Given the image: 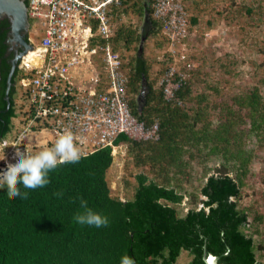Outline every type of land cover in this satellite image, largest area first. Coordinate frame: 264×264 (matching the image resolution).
Masks as SVG:
<instances>
[{
    "label": "trees",
    "instance_id": "1",
    "mask_svg": "<svg viewBox=\"0 0 264 264\" xmlns=\"http://www.w3.org/2000/svg\"><path fill=\"white\" fill-rule=\"evenodd\" d=\"M131 2L137 6V0H118L110 11L126 12ZM138 7L144 17L143 31L147 35L156 32L160 25L152 17L148 0ZM8 25L6 18L0 22V141L8 137L17 115L16 84L22 76L16 65L8 103L5 92L12 53L5 55L3 43ZM136 40V31L118 28L112 41L119 49ZM123 67L128 74L131 111L146 126L157 121L158 139L135 141L120 134L114 144L128 142L136 164L149 166L155 176L138 172L129 198L111 195L106 172L113 155L106 146L81 155L78 162L58 164L48 173L50 183L45 187L18 185L22 193H28L27 199H9L7 188H0V264H121L124 255L132 257L135 264H175L182 251L190 256L189 264H205V252L218 256L222 264H264L256 257V248L262 250V245L256 247L252 234L246 231L249 214L238 203L252 160L244 138H264V101L258 89L235 96L232 105H223L213 123L201 107L205 95L190 109L166 101L162 85L155 88L149 81L142 54H136ZM142 78L146 81L144 100L135 105L129 96L139 92ZM190 92L186 81L176 95L184 101ZM243 116L248 128L243 126ZM210 159L218 160V165L196 191L187 193L193 206L179 214L175 205L185 198L181 181L187 168L193 160L205 164ZM81 198L107 217V226L75 223ZM261 256L264 258V251Z\"/></svg>",
    "mask_w": 264,
    "mask_h": 264
},
{
    "label": "rangeland",
    "instance_id": "2",
    "mask_svg": "<svg viewBox=\"0 0 264 264\" xmlns=\"http://www.w3.org/2000/svg\"><path fill=\"white\" fill-rule=\"evenodd\" d=\"M144 1L147 0H137V6H132L131 2L126 12L120 9L109 10L110 14L108 12L114 34L118 28H122L136 31L139 35V40L131 45L116 49L123 63L137 54L140 36L146 32L143 31L144 17L137 11L139 4ZM152 1L148 0L150 7ZM180 1L188 18L186 30L182 34L171 39L161 26L150 35L144 34L142 56L148 64V79L154 87L161 86L165 72L171 67L176 74L183 73L191 92L190 98L182 100L179 105L190 109L197 105L201 95H205L201 107L213 123L220 117L223 105H232L235 96L248 93L254 87L264 101V0ZM173 49L175 52L171 51ZM140 91L141 88L138 93L129 96L135 100V105L143 103L142 97L138 100ZM15 101L17 118L12 121L20 128V119L27 106L25 100L17 94ZM234 108L238 109L235 105ZM243 120V126L248 128L247 118L243 116ZM261 135L264 137V130ZM44 139L46 136L37 129L33 133L21 135L14 146L13 135L9 134L5 144L0 143V167L5 166L6 169L8 163H16L17 150L34 153L49 147ZM244 141L246 148L252 152V160L243 179L238 203L249 214L250 226L246 231L252 234L256 247L262 245V250L256 248V257L264 263L261 256L264 251V138L251 135L245 137ZM112 155L113 162L106 172V179L113 196L129 198L136 185L134 176L138 172L155 176V170L149 166L136 164L137 158L131 153L126 141L118 144ZM217 165L218 160L215 159L207 160L205 164L198 160L191 161L181 181V191L185 193V198L181 204L175 205L179 214L193 206L187 193L196 191ZM189 260L188 253L182 251L175 264H189Z\"/></svg>",
    "mask_w": 264,
    "mask_h": 264
},
{
    "label": "built area",
    "instance_id": "3",
    "mask_svg": "<svg viewBox=\"0 0 264 264\" xmlns=\"http://www.w3.org/2000/svg\"><path fill=\"white\" fill-rule=\"evenodd\" d=\"M113 3L118 0H26L35 55H23L18 65L22 76L16 94L27 108L20 128L12 125L14 146L21 135L37 129L49 147L59 134L71 131L82 156L106 146L114 151L120 134L137 141L158 139L157 121L146 126L129 105L128 74L111 43ZM151 8L171 39L186 30L180 0H153ZM183 83L184 74L169 68L161 80L164 99L181 104L176 91Z\"/></svg>",
    "mask_w": 264,
    "mask_h": 264
},
{
    "label": "clouds",
    "instance_id": "4",
    "mask_svg": "<svg viewBox=\"0 0 264 264\" xmlns=\"http://www.w3.org/2000/svg\"><path fill=\"white\" fill-rule=\"evenodd\" d=\"M30 33L32 34L33 32L30 28L29 21V36ZM113 36L111 37L112 45ZM27 42L30 43L29 40ZM30 44L32 45V43ZM31 50H33V48ZM29 51L25 52L20 57L28 54ZM16 157V163H8L6 170L0 172V188H7V196L9 199H15L18 197L21 199H27L28 193H22L18 185L22 184L23 187L27 189L45 187L50 183V180L48 179V173L50 171L54 170L58 164L78 162L81 158V153L74 143L73 133L71 131H65L58 135V138L55 140L52 147H44L34 153H26L17 150ZM55 195L62 197L63 193H56ZM80 209L81 211H78L73 217L75 223L80 225L95 226L97 228L108 225L107 217L102 216L88 207L87 201L82 198L80 199ZM121 264H135V260L128 255H124L121 257Z\"/></svg>",
    "mask_w": 264,
    "mask_h": 264
},
{
    "label": "water",
    "instance_id": "5",
    "mask_svg": "<svg viewBox=\"0 0 264 264\" xmlns=\"http://www.w3.org/2000/svg\"><path fill=\"white\" fill-rule=\"evenodd\" d=\"M0 17H7L9 25H10V33L14 37L16 41H20V43L24 44V50L18 55L14 56L11 60V67L7 77V85L5 92V99L9 103L8 91L11 86V76L16 67L17 61L22 54L31 50L33 46L25 40V34L29 29V20L27 15V5L26 0H0ZM145 39L144 36L140 39V44L137 50V55L141 56L142 54V42ZM146 89V81L142 78V86L141 91L138 96V100L142 97L144 99ZM223 232H221V235ZM222 241L225 242V239L222 238ZM228 253V250L225 252ZM219 257L210 253L205 252L203 257L205 264H222L218 261Z\"/></svg>",
    "mask_w": 264,
    "mask_h": 264
},
{
    "label": "flooded vegetation",
    "instance_id": "6",
    "mask_svg": "<svg viewBox=\"0 0 264 264\" xmlns=\"http://www.w3.org/2000/svg\"><path fill=\"white\" fill-rule=\"evenodd\" d=\"M7 19V17H0V22L3 21L4 19ZM8 20V19H7ZM7 31L5 32V35L3 37V43L4 45H6V52L5 55L8 56L10 53H12V57L9 59L11 62V60L14 58V56H16L17 54L19 55L23 50H24V44L20 43V41H16L14 39V37L12 36V34L10 33V25H8L7 27ZM145 28V25H143V29ZM29 34L28 32L25 34V40L28 41L29 40ZM21 60V57L19 58V60L17 61L16 65H19V62ZM13 125V124H12ZM12 129V128H11ZM10 134V132L8 133V135ZM12 135V134H11Z\"/></svg>",
    "mask_w": 264,
    "mask_h": 264
},
{
    "label": "bare ground",
    "instance_id": "7",
    "mask_svg": "<svg viewBox=\"0 0 264 264\" xmlns=\"http://www.w3.org/2000/svg\"><path fill=\"white\" fill-rule=\"evenodd\" d=\"M34 52L33 51H29L27 57L31 58V59H34L33 56H34ZM20 151V150H19Z\"/></svg>",
    "mask_w": 264,
    "mask_h": 264
}]
</instances>
